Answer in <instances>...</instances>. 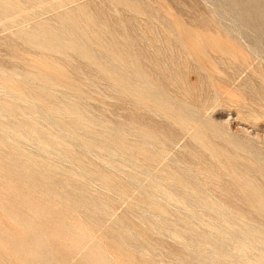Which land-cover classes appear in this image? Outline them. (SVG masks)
Instances as JSON below:
<instances>
[{
    "label": "rangeland",
    "instance_id": "1",
    "mask_svg": "<svg viewBox=\"0 0 264 264\" xmlns=\"http://www.w3.org/2000/svg\"><path fill=\"white\" fill-rule=\"evenodd\" d=\"M253 16L0 0V264H264Z\"/></svg>",
    "mask_w": 264,
    "mask_h": 264
},
{
    "label": "bare ground",
    "instance_id": "2",
    "mask_svg": "<svg viewBox=\"0 0 264 264\" xmlns=\"http://www.w3.org/2000/svg\"><path fill=\"white\" fill-rule=\"evenodd\" d=\"M241 1L245 3V8L252 12V16L254 15L253 19L251 20L255 23L256 22L259 23L260 30H264V0H241Z\"/></svg>",
    "mask_w": 264,
    "mask_h": 264
}]
</instances>
